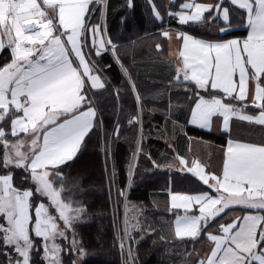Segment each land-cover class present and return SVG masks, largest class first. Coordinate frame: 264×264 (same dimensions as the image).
Instances as JSON below:
<instances>
[{"label": "snow or ice", "instance_id": "obj_1", "mask_svg": "<svg viewBox=\"0 0 264 264\" xmlns=\"http://www.w3.org/2000/svg\"><path fill=\"white\" fill-rule=\"evenodd\" d=\"M107 8V0H0V53L8 52L0 60V252L6 264H37L41 250L46 264H64L63 241H70L68 251L87 254L76 239L87 205L67 170L98 127L99 94L115 87L104 71L111 67L105 57L119 64L136 96L128 124L139 126L140 139L130 177L144 155L157 168L191 173L202 182L176 189L170 177L167 190L174 236L204 241L191 264H264V138L233 135V118L264 127V0H183L179 10L168 12L179 26L162 29L169 48L176 42L168 84L187 94L185 125L211 130L216 120L227 136L218 165L207 171L199 159L176 154L160 163L143 152V97L120 45L107 34ZM151 9L163 23L154 2ZM236 17L244 36L230 35ZM213 26L216 38L197 32ZM120 129L117 121L112 134L105 133L106 156ZM116 192L125 197L116 239L124 264H135L132 245L147 231L166 238L145 227L142 205L127 201L122 188Z\"/></svg>", "mask_w": 264, "mask_h": 264}, {"label": "trees", "instance_id": "obj_2", "mask_svg": "<svg viewBox=\"0 0 264 264\" xmlns=\"http://www.w3.org/2000/svg\"><path fill=\"white\" fill-rule=\"evenodd\" d=\"M119 1L107 0V18L109 17V21L112 23L114 34L119 32L121 27L119 17L125 13L124 8L116 10V4ZM128 14L131 15L124 20L123 28L124 34L130 35L133 24L142 27L143 23H146V17L142 13V7L138 4L134 5L133 10ZM169 25L179 26L174 21ZM245 33L243 28L233 29L230 35L242 36ZM119 45L123 62L128 67L129 73L143 97V152L161 162L159 156L162 152L165 149H172L165 141V129L169 130L172 135L175 134V136H169V140L175 143L174 149L186 148L184 146L187 140L184 134L179 131L180 125L172 123L170 128V123L164 121L163 118L170 101L173 104H180L176 108V114L184 116L188 107L187 94L175 89L172 91V96L168 97L165 84H158L154 81L157 79L154 75L156 72L165 73L168 68L160 63L162 62L161 55L159 52H153L147 41H125ZM105 63L111 64L110 69L106 68L104 71L112 78L115 87L110 88L108 92L99 94L98 127L91 132L90 137L85 138L86 142L79 151L78 157L74 163L69 162L70 169L67 170L69 172L68 179L70 181L78 180L83 190L82 193H77V198L82 199L83 203L87 205V215L76 222V239L82 242L81 246L87 253L79 264H124L125 258H122L119 242L116 239V226L121 223L123 203V197H117V188L124 190L127 201L143 206L145 212L140 219L146 220L145 227L151 225L159 231V235L166 238L162 241L159 236L147 231L138 242L132 245L136 256L135 264H185L186 261L187 264H191L189 257L203 240L195 242L191 239L181 240L166 233L167 220L172 216L166 211V207L155 204L153 198L154 195L164 196L166 194L165 190L170 186V177L173 181L172 186L176 189L187 190L200 183L187 172L180 173L175 169L157 168L150 159L139 155L138 163L134 162L133 164L129 184L126 188L128 165L136 146L133 138L137 135L138 129V126L132 127L128 124V118L129 113L137 107L136 97L127 77L116 62L105 57ZM116 88H119L118 95ZM149 109L155 110L149 111ZM117 121L121 125L120 138L111 144V161L107 159V162L105 159L103 162L102 149L105 147V133L111 135ZM80 158H83L84 165L79 166ZM113 165H115L114 184L110 183ZM117 199L120 201L119 208H117ZM41 254L42 250L36 256L37 264H46ZM0 261H4L6 264V257L2 252H0Z\"/></svg>", "mask_w": 264, "mask_h": 264}, {"label": "crops", "instance_id": "obj_3", "mask_svg": "<svg viewBox=\"0 0 264 264\" xmlns=\"http://www.w3.org/2000/svg\"><path fill=\"white\" fill-rule=\"evenodd\" d=\"M152 2L155 3L159 11L161 12L163 16V23H161V20L153 14L152 9H151ZM182 2L183 0H132V5L129 6L127 0H120L119 3L116 4V10L120 8H124L125 13L119 17V23L121 25L119 32L117 34L116 33L114 34L112 23L109 21V17L107 18V15H108L107 9H106V21L103 22L105 23V26L107 28V34L112 36V38L118 44L123 43L125 41H131V42L132 41L133 42L134 41H139V42L147 41L149 45H151L153 52H159V54L161 55L160 57L162 61L160 63H162L165 67H167L168 70L165 73L156 72V74L154 75L156 76L157 79H155L154 81L157 82L158 84L160 83L165 84V86L167 87L168 95H169L168 97L172 96V91L175 89L180 90V91H183V90L182 88L178 89L177 86H170L168 84V81L172 78V71H173V63H172V57L170 56V53L175 51L176 42L175 40H173L171 42L172 46L171 48H169L168 47L169 41L166 37H164L161 34V32H162V29L167 28L171 22L174 21L177 23V18L169 16L168 12L179 10V5ZM197 2H205V0H197ZM224 3L225 5H227L228 0H224ZM136 4L142 7V13L146 17V23H143L142 27H139L133 24V27L131 30L132 33L130 35L128 33L124 34V31H125L123 28L124 20L130 17L131 14H128V13L133 10L134 5ZM232 22L234 25H238L237 27L233 29H242V28L244 29V26L240 24L238 17L233 18ZM197 32L198 33L207 32V36L205 38H216L217 36L214 26L211 29L200 27L197 29ZM223 38H229V37H223ZM156 43H161L163 47L161 49L155 48ZM5 55H8L7 51L0 53V59L1 58L3 59ZM117 65L119 66V64ZM178 106H180V104L178 103L173 104L171 102V110H169V103H168L167 110L164 114L163 120L164 121L166 120L170 123L169 124L170 128L172 127V123H178L180 125L179 131L188 137V141L185 144L186 149H174L175 143H171V141L168 140L169 141L168 145L171 146L172 149H165L162 152V154L159 156V158L161 159L160 163H164L166 161L172 160L174 156H176V154H182L189 160L193 158L199 159L202 163L206 165L205 171H207L209 167H214L218 165L219 160H220V152H219L220 145L223 144L225 140L227 139L225 131L222 128L218 127V122L216 120L213 121L211 130L201 128L199 126L185 125V115L187 113V110L184 116L183 115L178 116L176 114V108ZM98 119H99V116H98ZM233 135L241 136L243 138L253 140V141H259L261 138H264V127L260 126L259 124L255 122L249 123L247 121H236L235 118H233ZM169 136L172 137V136H175V134L172 135V133H170L169 130L165 129L164 138L169 139ZM102 150L104 151V149ZM108 158L111 161V156H108ZM191 175L193 176V174ZM196 179L198 180V178ZM129 180H130V175L128 173L126 188L129 184ZM199 183L202 184V182H199ZM167 190H165L166 194L164 196L154 195L153 201L155 204L161 205L167 208L168 206ZM123 198L125 199V197ZM235 211L239 212V208L235 209ZM173 219L174 218L172 217L171 219L167 220L168 222L166 221L167 222L166 233L170 234L171 237L176 238L174 236V225H171V226L169 225V221ZM176 239H180V238H176ZM203 243L204 241L200 242L197 246L196 251L189 257L190 263L196 259V252L200 250L201 245Z\"/></svg>", "mask_w": 264, "mask_h": 264}, {"label": "rangeland", "instance_id": "obj_4", "mask_svg": "<svg viewBox=\"0 0 264 264\" xmlns=\"http://www.w3.org/2000/svg\"><path fill=\"white\" fill-rule=\"evenodd\" d=\"M139 132H140V128L138 126V129L136 131L137 135L133 138V141H134V145H136V141L139 140ZM134 134V128H133V133H132V136ZM131 136V137H132ZM159 136V135H158ZM184 137H186V140L188 141V137L186 135H184ZM132 140V139H131ZM169 139H165V141L168 143ZM171 143H173L171 141ZM187 143V142H186ZM198 146V145H197ZM196 146V147H197ZM185 147V146H184ZM199 147V146H198ZM105 148V147H104ZM186 149V148H185ZM104 152V153H103ZM102 158H103V162L104 160L106 159H109L108 156H106L105 154V151L102 150ZM84 160L83 158H80L79 161H78V164L79 166L80 165H84ZM85 168V167H84ZM83 171V169H82ZM112 172V171H111ZM124 203H125V199L123 198V203H122V206H121V221L123 220L124 218V213H125V208H124ZM70 241H63V244L65 245V251L62 253V256H63V260H64V264H72L73 261H77V264H79L80 260L82 259L83 256H78L75 252H70L67 250V245L69 244ZM127 252V248L125 249V253ZM42 257H43V253L41 254ZM46 263V262H45Z\"/></svg>", "mask_w": 264, "mask_h": 264}]
</instances>
